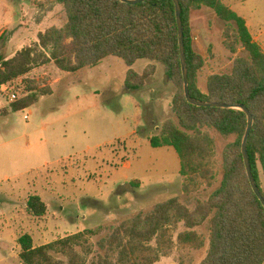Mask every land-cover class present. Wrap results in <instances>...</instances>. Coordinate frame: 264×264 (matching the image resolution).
Segmentation results:
<instances>
[{
	"label": "rangeland",
	"instance_id": "obj_1",
	"mask_svg": "<svg viewBox=\"0 0 264 264\" xmlns=\"http://www.w3.org/2000/svg\"><path fill=\"white\" fill-rule=\"evenodd\" d=\"M223 2L247 21L264 50V0ZM66 21L65 9L56 0H0V50L11 59L38 42L40 33L61 28ZM189 22L193 49L205 60L196 86L206 93L211 75L230 74L235 59L248 54L227 49L226 24L212 10L192 11ZM142 62L146 61L132 69L140 72ZM127 68L116 57L72 74L50 63L0 88V264H21L18 239L24 234L42 246L86 229L104 228L91 241L96 253L102 254L100 241L122 222L173 198L193 209L220 186L223 154L235 137L201 128L214 143L216 179L212 187L183 193L177 153L165 149L171 158L149 142L166 122L179 124L172 105L170 110L149 106L151 97L156 104L165 103L170 91L157 88L151 77L142 89L125 92ZM174 88L173 99L178 92ZM32 94L38 102L12 111L14 103ZM130 164L132 168H127ZM259 167L264 190V165ZM32 195H40L47 204L44 217L29 215ZM185 230L181 225L175 234ZM195 230L208 238L207 224ZM207 251L208 244L201 250L176 248L156 264H201ZM93 256L90 264L97 260Z\"/></svg>",
	"mask_w": 264,
	"mask_h": 264
},
{
	"label": "trees",
	"instance_id": "obj_2",
	"mask_svg": "<svg viewBox=\"0 0 264 264\" xmlns=\"http://www.w3.org/2000/svg\"><path fill=\"white\" fill-rule=\"evenodd\" d=\"M182 7L184 42L189 71L190 93L197 100L245 105L254 116L248 139V155L254 178L261 189L259 164L264 165V50L255 41L247 21L223 0H179ZM65 9L67 21L61 28L51 27L38 36V42L7 59L0 50V88L31 73L35 68L54 63L64 73H77L95 67L108 57H116L129 67L125 86L138 91L153 77L157 64L177 87L172 111L179 124L166 122L158 135L150 138L153 149L172 147L180 161L184 178L183 193L190 195L212 187L216 179L212 168L214 143L201 128L235 137L223 154L220 186L206 201L191 209L179 198L139 213L109 231L96 253L91 241L103 230L86 229L52 243L35 246L24 234L18 239L21 264H156L174 249L201 250L208 244L201 264H263L264 207L255 195L245 167L242 143L248 120L243 111L196 107L184 94L176 7L172 0H147L129 5L119 0H56ZM208 8L225 24L224 40L233 54L243 50L230 74H213L207 92L196 86L198 73L205 65L191 42L190 14ZM3 37L0 36V44ZM139 60L151 64L142 74L132 67ZM35 94L12 105V111L25 110L36 102ZM29 215L44 217L48 206L41 196L27 202ZM208 225L209 236L197 227ZM183 225L185 231H176Z\"/></svg>",
	"mask_w": 264,
	"mask_h": 264
},
{
	"label": "water",
	"instance_id": "obj_3",
	"mask_svg": "<svg viewBox=\"0 0 264 264\" xmlns=\"http://www.w3.org/2000/svg\"><path fill=\"white\" fill-rule=\"evenodd\" d=\"M119 1L134 6V5L144 3L147 0H119ZM172 1L174 2L175 7H176V16H177V23H178V29H179L180 60H181L182 75L184 79L185 97L188 103L196 107L234 109V110L243 111L246 114L247 120H248V126H247L246 134L244 136L243 143H242V154L244 157V163H245V167H246V171H247V175H248L251 187L255 195L257 196V198L260 200V202L262 203L264 207V197L261 192V189L259 188L254 178L249 155H248V139H249V136L254 126V116L245 105H232V104H225V103H218V102H206V101L197 100L191 96L189 71H188L186 48H185V42H184L182 7H181L179 0H172Z\"/></svg>",
	"mask_w": 264,
	"mask_h": 264
},
{
	"label": "crops",
	"instance_id": "obj_4",
	"mask_svg": "<svg viewBox=\"0 0 264 264\" xmlns=\"http://www.w3.org/2000/svg\"><path fill=\"white\" fill-rule=\"evenodd\" d=\"M141 61H146V62H142V64H141V66H142V69H141V71L140 72H138L139 74H142L143 72H144V70L151 64V62L150 61H148V60H141ZM140 60L139 61H137L135 64H134V66L138 63V62H141ZM103 62V61H102ZM101 62V63H102ZM101 63L99 64V65H101ZM99 65H97V66H95V67H98ZM112 66H113V64H112ZM133 66V67H134ZM132 67V68H133ZM87 68H93V67H87ZM84 69H86V68H84ZM83 70V69H82ZM128 70H129V68H127L126 69V73H125V79H124V88H125V92H130V90H128L127 88H126V86H125V80H126V76H127V73H128ZM69 74V73H68ZM151 81H154L156 84H157V88H158V86L161 88H159L160 90H166V89H168L169 91H170V94H169V96H165L166 97V101H165V103H163V104H161V103H158V104H156L155 102H153V97H151L150 98V104H149V106L150 105H153L154 106V108L156 109V110H160V109H162L161 107L162 106H164L165 107V110H170L171 109V105H172V100H173V95H172V93L175 91V88H174V85H173V83L168 79V77H165V72H164V69H163V66L162 65H160V64H157V70H156V73H155V75L151 78ZM151 94V96H155V94H156V91H155V89L154 90H151V92H150ZM131 146V145H130ZM169 148H172V147H165V148H159V149H161V150H164V152H166L171 158H173L172 157V154H171V152H170V150H165V149H169ZM131 163V162H130ZM132 164V163H131ZM131 164L129 165V167H127V168H132L131 167ZM124 168H126V165H125V167ZM121 178V177H120ZM122 181H124V180H122ZM262 183V182H261ZM40 196V195H39Z\"/></svg>",
	"mask_w": 264,
	"mask_h": 264
},
{
	"label": "built area",
	"instance_id": "obj_5",
	"mask_svg": "<svg viewBox=\"0 0 264 264\" xmlns=\"http://www.w3.org/2000/svg\"><path fill=\"white\" fill-rule=\"evenodd\" d=\"M3 87H7V85L6 86H3ZM16 96L15 95H12V98L14 99Z\"/></svg>",
	"mask_w": 264,
	"mask_h": 264
}]
</instances>
